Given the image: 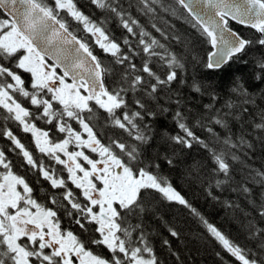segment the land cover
<instances>
[{
  "label": "snow or ice",
  "instance_id": "snow-or-ice-1",
  "mask_svg": "<svg viewBox=\"0 0 264 264\" xmlns=\"http://www.w3.org/2000/svg\"><path fill=\"white\" fill-rule=\"evenodd\" d=\"M91 2L115 14L122 27L138 37L136 46L125 37L123 44L128 50L124 51L110 37L105 22L85 15L75 0H52V3L0 0V109L6 113L3 119L17 122L25 133H31L39 152L63 166L67 173L66 177L63 173L58 175L42 161L38 164L11 129L3 130L2 135L14 145L11 150L19 149L27 165L38 170L53 190L64 191L59 196L51 195L48 204L41 203L29 182L13 170L12 162L0 150V264H161L142 222H130L146 210L144 192L153 190L163 199L178 202L199 215L169 179L159 173L161 165L146 161L141 149L151 139V125L144 121L157 115L148 110L145 98L156 100L161 91L179 78L177 69H183L184 64L124 11L117 0ZM157 2L141 0L149 13L155 11L152 4ZM176 3L188 12L194 21L192 27L214 49L207 53L204 65L209 72L222 71L253 43L264 47V0H176ZM64 12L81 24L95 45L120 66L122 72L115 86L110 87L106 79L114 70L94 53L86 39L70 30L61 15ZM230 21L254 29L259 38L253 41L241 37L230 27ZM152 27L164 35L155 24ZM137 56L142 59L139 66L135 62ZM154 62L167 67L165 77L154 69ZM257 68L255 80L264 82V57L257 62ZM203 79L208 82L193 78L191 88L211 95L213 104L203 106L207 112L202 119L211 125L207 131L223 148L217 151L198 137L181 110L172 116L179 132L170 139L185 148L200 144L211 154L213 171L231 179L229 152L240 147L251 149L253 144L243 133L235 135L229 127L233 114L223 109L237 105L229 99L221 108H215L217 85L211 82V77ZM230 91L243 97L242 104H255L253 93L239 77L234 78ZM130 94L139 98L130 101ZM176 103L179 105L181 101L178 99ZM96 110L107 113L111 124L126 132L135 143L119 139L104 143L93 123ZM168 112V108H160L161 114ZM247 112L246 107L241 108V113ZM259 115L261 122L254 127L264 130V109ZM233 118L239 120L242 115ZM36 121L52 125L54 132L37 127ZM73 121L80 130L73 127ZM217 125L226 134L216 132ZM55 133L64 134L63 138L56 139ZM232 159L239 157L232 153ZM166 162L173 163L167 158ZM249 178L264 187V170L252 169ZM224 182L218 180L216 186ZM242 191L247 194L251 189L242 186ZM61 211L79 232L64 226ZM260 215L264 217V204L260 205ZM201 220L240 264H264V258L258 259L203 217ZM169 232L173 237L179 235L171 228ZM256 232L264 233V229ZM94 247H103L110 255L98 254Z\"/></svg>",
  "mask_w": 264,
  "mask_h": 264
},
{
  "label": "trees",
  "instance_id": "trees-1",
  "mask_svg": "<svg viewBox=\"0 0 264 264\" xmlns=\"http://www.w3.org/2000/svg\"><path fill=\"white\" fill-rule=\"evenodd\" d=\"M48 2L52 3V0ZM117 2L124 11L139 22L140 26L165 44L184 64L183 69H177L179 78L170 87L161 91L156 100L145 98L148 110L156 112L157 115L146 117L144 121L151 125L149 132L151 139L147 145H142L141 149L146 161L153 160L159 163L161 165L158 169L159 173L166 176L173 187L199 213L196 215L190 208L175 201H167L159 193L148 190L143 194L145 212L139 217H133L130 222L133 224L142 222L143 229L161 264H240L208 231L201 217L214 225L233 243L255 253L258 259L264 258V248H261L264 244V233L256 232V229H264V217L260 215V205L264 204V187L249 178V172L252 169L264 170V130L254 127L256 123L261 122L259 113L264 109V94H262L264 82L255 80L259 71L257 62L264 57V47L253 43L222 71L209 72L204 65L210 46L205 37L192 27L194 21L176 3V0H158L157 3L152 4L155 11L151 13L144 9L141 0H117ZM75 3L92 20L104 21L110 37L120 43L124 51L128 50L123 44L125 37L130 40L133 47L136 46L138 37L131 36L122 27L115 14L97 8L91 0H75ZM61 15L68 21L70 30L86 39L94 53L106 66L114 70V74L106 79L110 87L115 86V81L119 79L122 69L115 64L114 58L95 45L94 39L83 30L81 24L68 16L66 12ZM153 24L159 27L164 35L156 32L152 27ZM230 27L245 39L255 41L259 38V34L249 27L231 21ZM135 30L139 33V28ZM135 62L139 66L142 62L141 56H137ZM153 67L162 78L166 76L168 69L162 62H154ZM205 76L211 77V82L217 85L215 89L217 101L214 107L221 108L231 99L237 107L223 109L233 114L229 117V127L235 135L243 133L245 139L253 144L251 149L240 147L229 152L227 159L231 165V179L213 171L215 165L211 154L200 144L193 143L191 148H185L182 145H176L170 139L172 135L179 132L172 116L177 110H181L189 127L198 137L208 142L217 151L223 148V145L218 144L207 131V127L211 125H207L202 119L207 112L203 106L213 104L211 95L207 92L203 94L194 92L191 88L193 78L207 83L208 81L203 79ZM236 77H239L253 93L255 104H242L243 97L231 93L230 86ZM181 80L184 83H181ZM136 98L139 96L129 95L130 101ZM178 99L181 101L179 105L176 103ZM26 106L31 107L27 104ZM161 107L168 108L169 112L161 114ZM242 107H246L248 112L241 113ZM237 115H242V118L234 119L233 117ZM198 120L200 124L197 123ZM36 123L37 126H42L45 122L36 121ZM93 123L104 143H108L110 139L135 143L126 132L111 124L108 114L103 110L94 112ZM10 124L14 130H18L17 125H13L16 123ZM201 124L205 126L202 127ZM1 129L0 125V141H2ZM215 131L222 136L226 134V130L218 125L215 126ZM1 146L2 142H0V150ZM4 146H9L10 149L3 150H11L7 138L4 140ZM232 153H235L239 159L233 160ZM166 158L171 159L173 163L167 164ZM18 167L22 165L18 164ZM13 170L16 173L24 172L15 168ZM218 180L226 182L217 187ZM242 186L249 187L251 192L244 193ZM43 187H46L45 183ZM44 190L47 192L49 188ZM210 192L211 195H209ZM169 228L177 231L179 235L173 237ZM165 240L168 244L164 243ZM94 251L106 257L110 255L103 247H94Z\"/></svg>",
  "mask_w": 264,
  "mask_h": 264
},
{
  "label": "flooded vegetation",
  "instance_id": "flooded-vegetation-1",
  "mask_svg": "<svg viewBox=\"0 0 264 264\" xmlns=\"http://www.w3.org/2000/svg\"><path fill=\"white\" fill-rule=\"evenodd\" d=\"M0 125L2 127L1 129V139L2 141V146H1V150H3L4 148H9V146H4V140H5V136L2 135V132L5 128H9L12 130L13 134L21 141V143H23L25 145V147L32 153L33 158L37 161V163L39 164L41 161L44 163V165L46 167H51L54 168L57 172V174H61L63 173V175L66 177L67 173L63 170V166L56 164V162L52 159H50L48 156L42 154L39 152V150L36 148L35 146V142L34 139L31 135V133H25L22 130V127L18 125L17 122L8 120L5 121L3 119V116L6 115V113L4 112V110L0 109ZM16 123L13 125H17V129L18 130H14L11 126L10 123ZM47 123H44V125L42 126H37L41 129L44 130H48V129H52L54 132V128L52 125H46ZM73 124V123H72ZM73 127L76 128L77 130L79 129V126L76 124H73ZM64 134H59V133H55V138L56 139H62ZM8 144L11 146V149L14 148V145L12 144V142L10 140H8ZM3 150L8 158V160H10L12 162V166L15 169L18 170H23V173H17L23 177H25V179L29 182L30 186L33 188L34 190V196L41 202V203H45L48 204L49 202V197L53 194L55 195H62L63 193V189L60 190H53L50 186V184L44 180L42 178V176L40 175V173L38 172V170L33 169L31 166L27 165V163L24 160L23 155L19 152V149H16L15 151L12 150ZM18 164H21L22 167H18ZM43 183L46 184V187H43ZM69 187H73L72 185H69ZM49 188V191H45L44 189ZM51 194V195H50ZM78 194V193H77ZM51 206V205H49ZM62 220H63V224L65 227H71L73 228V230L79 232L80 230L74 225V223H70L69 219L65 216V214L63 213V211H61L60 213Z\"/></svg>",
  "mask_w": 264,
  "mask_h": 264
},
{
  "label": "water",
  "instance_id": "water-1",
  "mask_svg": "<svg viewBox=\"0 0 264 264\" xmlns=\"http://www.w3.org/2000/svg\"><path fill=\"white\" fill-rule=\"evenodd\" d=\"M185 10V9H184ZM185 12L188 14V12L185 10ZM189 15V14H188ZM231 22H234V23H236L235 21H231ZM236 24H238V23H236ZM238 25H240V24H238ZM241 26H245V25H241ZM246 27H248V26H246ZM250 28V27H249ZM254 30V29H253ZM255 31V30H254ZM210 46V45H209ZM209 51H214V49H212L211 48V46H210V50ZM206 60H207V56H206Z\"/></svg>",
  "mask_w": 264,
  "mask_h": 264
},
{
  "label": "rangeland",
  "instance_id": "rangeland-1",
  "mask_svg": "<svg viewBox=\"0 0 264 264\" xmlns=\"http://www.w3.org/2000/svg\"><path fill=\"white\" fill-rule=\"evenodd\" d=\"M71 123H73V124H76L74 121L73 122H71ZM76 125H78V124H76ZM79 126V125H78Z\"/></svg>",
  "mask_w": 264,
  "mask_h": 264
}]
</instances>
